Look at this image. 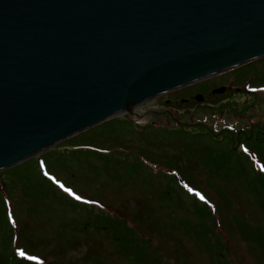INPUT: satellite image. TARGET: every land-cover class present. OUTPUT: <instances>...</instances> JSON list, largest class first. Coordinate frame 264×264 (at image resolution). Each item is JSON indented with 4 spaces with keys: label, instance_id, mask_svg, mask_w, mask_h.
<instances>
[{
    "label": "water",
    "instance_id": "water-1",
    "mask_svg": "<svg viewBox=\"0 0 264 264\" xmlns=\"http://www.w3.org/2000/svg\"><path fill=\"white\" fill-rule=\"evenodd\" d=\"M263 58L264 0H0V172Z\"/></svg>",
    "mask_w": 264,
    "mask_h": 264
},
{
    "label": "rangeland",
    "instance_id": "rangeland-1",
    "mask_svg": "<svg viewBox=\"0 0 264 264\" xmlns=\"http://www.w3.org/2000/svg\"><path fill=\"white\" fill-rule=\"evenodd\" d=\"M239 69L249 80L255 79L250 85L257 93L251 98L253 94L247 91L238 97L264 109L263 58L150 100L145 104L151 106L148 109L160 113H151L140 123L116 117L69 138L78 142L74 145L80 147L78 152L63 150L71 147L72 142L64 145L68 139L56 144L53 148L57 150L44 157L48 179L56 187H49L33 171L32 184H36L31 195L20 182L26 180L20 171H1L14 238L9 248L3 245L5 231L0 223V264L6 253L34 264H264V258L250 253L240 235L242 230L259 232L264 225L250 196L242 190L248 172L232 182L210 175L204 163L187 155V148L206 147L207 142L215 149L219 146L209 136L194 137L191 129L186 133L178 129L177 133L170 113L178 116V110L158 104L195 95L206 86L218 88L239 75L235 73ZM247 149L253 151L248 145ZM248 150L245 152L250 154ZM144 154H154V161ZM160 157L163 161L177 158L173 161L180 169H198L193 175L185 170L184 175ZM137 158L148 168L141 163L134 170L131 165ZM247 160L243 155L242 162L251 172ZM101 210L126 224L140 248L145 245L143 258L131 254L135 250L125 248L120 236L97 218L95 213ZM218 242L224 244L220 252Z\"/></svg>",
    "mask_w": 264,
    "mask_h": 264
},
{
    "label": "trees",
    "instance_id": "trees-1",
    "mask_svg": "<svg viewBox=\"0 0 264 264\" xmlns=\"http://www.w3.org/2000/svg\"><path fill=\"white\" fill-rule=\"evenodd\" d=\"M241 69H239L237 72L235 71V73H239ZM255 75L258 78V74L256 73ZM247 78L248 75L239 73V75L235 77V82H233L232 86L222 94H213L211 91L212 86H206L204 89H200L199 92H203L205 95V99L202 102L196 101L193 98V94L180 97V99H177V97H175L176 99L174 101L172 100V104L170 106L173 107V110H178L179 114L178 116H173L172 113L170 114L173 121H175L177 133L178 129H180L182 133H186L188 132L187 129H191V131H193L192 135L194 137H212L214 133L212 131H215L217 132L218 137H223L224 140H228L226 143L227 148L222 149L223 151L221 152L219 151V149H215L210 144V142H207L206 147H201L199 149L187 148V155H189L190 157L195 156L194 158H198L196 160L204 163V170H208V173L212 176H219L222 180L231 179L230 182H232L236 179L242 178L243 174L245 172H248V178H246V180L244 181L242 190L250 196L252 205L256 207V209L260 212L261 218L264 220V109L254 101L245 104L243 103V101L245 102L247 101V99L242 100V98L238 97V95L248 94L246 87L245 89L243 88L241 90H237L236 88L241 80ZM248 87L252 86L249 84ZM230 91H232L233 93H231ZM228 92L230 93L228 94ZM188 97H191L193 99V102L189 104H183L182 100ZM252 97H256L255 94H253L251 98ZM159 103L160 105L164 103L167 108H170V106L167 105L166 101H160L158 102V104ZM121 119L125 121L127 120L125 118ZM185 122L189 125H186ZM236 134L239 136V138L235 137ZM235 138H238L236 140L242 141L246 148L247 145L251 147L253 151L247 149L248 151H250V154H248V152L242 151L241 147L235 149ZM71 142L72 139H68V141L64 145H68L67 143ZM212 142H215V140H213ZM77 143L78 142L73 141L70 145L71 147L65 148L63 150H74L75 152H78L80 147H74V145H77ZM238 144L239 143L237 142V145ZM62 146L63 145H60L58 149ZM56 150L57 148H51V150H47L41 153L40 158L42 160V167H44V169H42L39 159L33 157L18 166L7 169L6 171H4V173L11 174L20 171L19 173H21V175H23L26 179L24 181L20 180V182L24 186V190L31 195L33 194L31 193L32 188L36 184H32V178L36 176L35 174L33 175V171H36L37 174H40V178L42 177L47 184H51L48 185L49 187H56V185L49 180L50 178L48 173H46V164L44 162V157L51 154V152H55ZM252 152H255L256 154L254 155ZM153 155L154 154H144V156L151 161H154V159H152ZM243 155H245V157L248 159L247 161L251 164L252 174L251 172H249V170H246L244 162H242ZM160 159V161L165 165L173 167L179 172L181 171V173L184 175H186V173H184L185 170L193 175V172L198 169L197 167L192 168L190 166H186V168L184 166L182 167V169H180V167L176 165V161H173L177 158L173 159V157H168L165 158V161L162 160V157H160ZM141 163L142 166L148 168L147 164L144 161ZM141 163L138 159V161L134 162V166L131 164L130 165L135 170L138 169ZM188 163L191 164L192 161L189 160ZM1 176L2 175L0 174V177ZM27 177L30 178L28 179ZM181 177L184 178V176ZM6 191V186L4 185V183L2 184V180L0 179V223L3 224L2 227L5 231L3 245H5L6 248H9L12 245V240L14 238V230L10 225L11 222L8 218L9 203L7 201V198L5 197ZM85 202H87L90 207L94 206L93 202ZM72 206L74 207V204ZM103 211L104 210H101L100 213H95L97 218L101 221L104 220L105 222L103 221V223H105L107 227L110 228L114 234H116V236H120L118 240L121 241V244L125 248H128L132 251L135 250L134 252H131V254H135L140 259L143 258L146 255L145 245L141 246L140 248V245L134 239L131 230L127 229V225L117 219L107 216ZM124 226L126 227L124 228ZM260 226L261 230L259 232H255L253 229L247 231L242 230L240 235L241 238L245 240L244 242H246L250 246L248 247L250 253H252L253 255H261V257L264 258V225L261 224ZM253 244L255 245L252 246ZM218 245V252H220L221 247H223L224 244L222 245L221 242H218ZM136 246L137 248H135ZM255 252L257 254H255ZM3 263L34 264L32 261L24 257L19 258L17 254L15 255L13 253H11L9 257L7 253L4 254ZM149 264H152V261H149ZM221 264L229 263L226 262Z\"/></svg>",
    "mask_w": 264,
    "mask_h": 264
},
{
    "label": "flooded vegetation",
    "instance_id": "flooded-vegetation-1",
    "mask_svg": "<svg viewBox=\"0 0 264 264\" xmlns=\"http://www.w3.org/2000/svg\"><path fill=\"white\" fill-rule=\"evenodd\" d=\"M251 80H249V78H247V79H243V80H241L239 83H238V85L236 86V88H237V90H241V89H245V87H246V90L248 91V93H249V90L250 89H252L251 87H248L249 86V84H250V81H252V80H254V78H250ZM233 82H235V78L233 79V80H231V81H229V82H227L226 84H220L219 85V87H221V86H226L227 87V89H226V91L232 86V84H233ZM241 86V87H240ZM213 87V86H212ZM215 89V87L214 88H212V93H213V90ZM225 91V92H226ZM198 93H201V94H203L204 95V93L203 92H198ZM257 93V89L255 90V92H253L252 94H256ZM214 94V93H213ZM215 94H219V93H215ZM222 94V93H221ZM196 95V94H195ZM195 95H193V98L195 99ZM204 97H205V95H204ZM205 99V98H204ZM192 100V98L191 97H188V98H184L182 101V103L183 104H185V103H190V101ZM196 100V99H195ZM166 102H167V105H171L172 104V101L171 100H165ZM156 102V101H155ZM146 104V103H145ZM145 104H142V105H140V106H138V107H136V108H134V112H133V114L131 115V120H129V119H127V120H129V121H131L132 123L134 122V123H140L141 121H144L143 119L146 117V116H148V115H150L151 113H160V111H158V110H155V109H148V106H150V105H145ZM151 107V106H150ZM172 107V106H171ZM126 119V118H125ZM146 122H150V123H153V120H148V121H146ZM212 132H214L213 133V136L212 137H209L210 139H212V140H215V142H213L214 144H216V145H218L219 147H218V149H224L223 147H225L226 146V143H227V141L228 140H224L223 139V137H218V135H217V132H215V131H212ZM258 132V131H257ZM235 137H238L239 138V136L236 134V136ZM238 138H235V142H236V146H234V148L235 149H237L238 147H241V149H242V151H245V149L247 150V148L244 146V144H243V142L242 141H239V140H236V139H238ZM222 139H223V141H222ZM232 141V140H231ZM234 141V140H233ZM237 142L239 143L238 145H237Z\"/></svg>",
    "mask_w": 264,
    "mask_h": 264
},
{
    "label": "snow or ice",
    "instance_id": "snow-or-ice-1",
    "mask_svg": "<svg viewBox=\"0 0 264 264\" xmlns=\"http://www.w3.org/2000/svg\"><path fill=\"white\" fill-rule=\"evenodd\" d=\"M79 198H80V197H77V199H79ZM202 199H203V197H202ZM20 254H21V255H23L24 253H23V252H21Z\"/></svg>",
    "mask_w": 264,
    "mask_h": 264
}]
</instances>
